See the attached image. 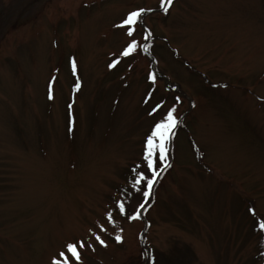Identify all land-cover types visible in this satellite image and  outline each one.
Instances as JSON below:
<instances>
[{
  "label": "rangeland",
  "instance_id": "374dc122",
  "mask_svg": "<svg viewBox=\"0 0 264 264\" xmlns=\"http://www.w3.org/2000/svg\"><path fill=\"white\" fill-rule=\"evenodd\" d=\"M262 224L264 0H0V264H264Z\"/></svg>",
  "mask_w": 264,
  "mask_h": 264
},
{
  "label": "snow or ice",
  "instance_id": "6c2138e0",
  "mask_svg": "<svg viewBox=\"0 0 264 264\" xmlns=\"http://www.w3.org/2000/svg\"><path fill=\"white\" fill-rule=\"evenodd\" d=\"M167 3L170 5L172 3V0H167ZM167 8H164V11L167 12ZM142 11H135L127 15V17L122 21L121 27L123 26H131L136 25L138 23V18L141 17ZM127 35L131 37L133 35V28L129 27ZM151 34L149 33L144 37L145 40H150ZM137 47V44L135 41L130 43L121 53V55L127 56L130 54L131 51L135 50ZM149 45H143L141 47V50L144 52L149 51ZM118 63V61H114L112 64L109 65V67H114L115 64ZM73 71L75 72V63H73ZM76 88H79V82H77ZM51 85H49V98H52L51 94ZM69 108L71 109V105H69ZM175 110H170L166 117V122L162 124H157L155 128L151 131V135L148 137L146 142V150L144 154V159L147 165L148 170L152 173L151 178H147L144 173H139L135 180L133 185V190L137 193L141 192V188L139 187L142 183L145 184L146 190H143V197L145 198V203L147 202V198L149 197L154 184L156 182L157 177L159 176V170L156 167V160L153 158L158 153V160L164 165V167H168L166 160H167V142L171 139V134L175 127L177 126V119L173 116V112ZM71 116V112H70ZM71 131V128L69 129ZM131 195V193L129 194ZM118 208L120 209L121 214H125V205L124 203H119ZM141 208H144V203H141L138 208L136 209V214L130 216V219H137L139 218V210ZM262 229H264V224L260 225ZM96 240L103 244V240L96 236ZM117 242L121 241V237L119 235L116 236ZM85 245L83 242H77L76 244L69 243L66 248L68 254H70L71 258L74 259L77 264H79L80 261V253L78 251V248H83ZM90 246V245H89ZM145 255H149V253H145ZM62 257H65L64 253H61ZM63 264H68L67 257H65Z\"/></svg>",
  "mask_w": 264,
  "mask_h": 264
}]
</instances>
